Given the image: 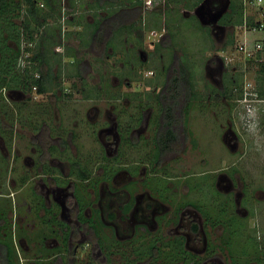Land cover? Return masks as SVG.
I'll list each match as a JSON object with an SVG mask.
<instances>
[{
	"label": "rangeland",
	"instance_id": "1",
	"mask_svg": "<svg viewBox=\"0 0 264 264\" xmlns=\"http://www.w3.org/2000/svg\"><path fill=\"white\" fill-rule=\"evenodd\" d=\"M116 2H121V0H116ZM61 5L62 15L59 16V23L53 21L52 17L48 16L47 19V22L55 27V32L50 34L49 40L46 39L47 53L51 57L49 63L52 74L46 80V91L36 93L34 87L30 90H23L20 87L18 79H21L22 70L19 60H21L22 68L23 66L28 67L30 72L35 77L37 76L34 62L26 59L32 57L31 53L36 51L37 46L34 42H23L19 47V60L18 58L17 60L9 59L10 62L7 63V66L10 64L7 67L9 73H3L0 79V83L7 80L8 85L2 91L10 102H8L9 105L12 107L13 102L15 104L22 103L23 99H35L37 106L43 108L37 112L44 115L43 118H46L47 121L51 120L55 113L61 117L73 116L71 114L77 109L84 110V112L89 110V114L92 116L94 115L93 106L99 107L103 116L110 113L111 108L126 111L132 109L133 111L132 102L137 99V94H134L130 99L134 101H127L124 99L125 97L122 99L120 95L135 91L136 88H139V91H144L143 89L149 82L150 76H153L151 74L153 72L161 74V78L157 82L163 84L165 69L170 68L174 62H181L188 68L194 67L191 72L194 93L196 95L201 93L204 97L202 99L197 96L198 99L192 101L188 112L184 115L188 121L187 130H185L188 133L180 136L181 146L179 145V149L174 151L175 156L162 158L165 159L162 160L163 163H167L171 169L167 166H156L155 170L153 169L157 174L154 180L163 186L170 182V192H175V196L178 194L176 197L179 201L195 202L214 214L213 207L216 200H221L222 209L226 207V211H229L228 204L225 203L226 200L222 199L223 193H219L214 187L215 177L221 171L231 176L240 189L244 190L242 206L247 214L240 218L242 221V230L240 231L242 242L237 244L238 242L236 241V243L234 240L236 247L232 252L217 249V257L222 258L226 264H264V99L259 98L256 93L259 88L257 76L260 75V63L255 60L244 65L245 60L235 49V39H240L239 29L224 26V30L216 31L215 29L210 30L209 27V30L205 31V37L202 32L198 31L202 29V26L195 19H192L195 21L194 25L193 22H188L190 20L181 18L180 25L177 21L171 28V24L166 22V18L164 19L165 27L161 15L156 20V23L160 22L158 27L154 28L156 30L164 28L166 32L160 41L155 38L151 42L148 28L144 30L138 26V24L141 25L138 22L140 20L139 9L119 8L118 19L113 21L111 20L113 16L100 20L101 17H104L99 14V11L101 6L108 5L106 0H64ZM159 7L164 8V5L161 4ZM179 7L181 8L182 5ZM156 8L157 6H154L152 10H156ZM152 10L146 12V24L149 21L148 16L153 13ZM187 11L185 12L186 17H190L192 14ZM142 14L145 13L142 12ZM73 15L75 17L82 16L79 20L80 25L67 23L66 19ZM54 16L58 17L56 14ZM120 17L121 22H125L126 25H121ZM141 18H143L142 15ZM11 19L16 22L19 20L13 16ZM96 20H99V28L101 27L104 32L100 46L94 45V42L98 40L96 31L90 40L88 32L79 36L68 35V31H81L85 24L94 23ZM130 25L139 27L142 36L137 35L141 34L137 32L138 28L137 30L131 28L129 33ZM59 26L60 29L57 28ZM117 26L120 28L115 30L113 27ZM11 29L12 35L10 36V27H1L0 41H5L8 47L17 50L18 43L15 41V34L18 27L15 26ZM180 31H182V36L179 37L177 34ZM170 33H174L172 37L169 36ZM34 34L35 39L39 40L41 32ZM57 40L59 43H56ZM108 40H112L114 46ZM25 47H28V51L24 50ZM131 55L130 60L128 57ZM9 56L8 54V58ZM72 61L77 65L81 64L80 74L75 73L77 65L73 67ZM60 66L62 68H59ZM1 69L3 68L1 67L0 71ZM168 73L170 74V71ZM236 78L241 80L242 96L240 99L236 98L238 92L236 85L239 84V82L236 83ZM127 82L132 86L126 87ZM86 88L92 89L94 94L99 93L102 88H104V92H100L99 96L95 97H93L94 94L86 96ZM223 88L228 91L231 88L234 93L232 92L228 96V91L222 92ZM113 92L118 95L117 98L111 96ZM58 97H61V100ZM85 99L87 102L82 103V100ZM55 108L57 109L54 111ZM149 111H143L144 118L149 115ZM43 118H38V120ZM19 119L21 120V115L19 116L17 113L12 128L8 126V128L0 129V238L10 240L16 245L15 257L19 264H32L36 258L50 254L47 250L39 249L42 241L37 236V219L36 221L31 220L34 219V216L30 215L27 207L22 204L23 200L31 199V193L26 192V188L19 192V178L13 176L15 175L13 173L9 172V176L7 174L10 162L13 161L12 150L15 149L20 155L17 161L12 162V169L22 166L21 172L25 168L21 155L28 154L33 145L31 141L37 140V135L32 140L30 139L32 134L22 127L21 121L18 128L17 121ZM68 121L69 129L72 128L71 126L76 127L72 132L74 133V139H72L74 145L71 144L73 148L76 146L82 150V153L83 151H95L99 148L100 144L96 135H87L80 120L70 118ZM83 121H86L85 118ZM0 122L2 121L0 120ZM76 122H79V125H74ZM127 124L129 125V123ZM143 124L138 128L143 132L142 135H146ZM37 126L43 127L42 123H38ZM232 130L236 132L237 140H230ZM68 131L69 135H66L65 138L67 137L70 142L72 133L70 135L71 131ZM84 131L85 133L82 135ZM224 139L225 142L226 139L231 142L234 148L228 147ZM165 143L169 144L168 141ZM39 147L41 148V145L38 142L37 148ZM157 149L158 144L153 146V152L144 153L146 151L138 150L137 152H141V154L135 155L134 161L142 163L146 158L155 161L158 157ZM31 184L27 188H31ZM182 184L187 185L182 187ZM173 188L178 189L173 191ZM229 197L232 198V196ZM179 201L177 200L176 203ZM217 231L220 235V230ZM215 237L217 236H212V238ZM50 241V238L45 240L47 244ZM244 242L247 244L246 246ZM114 248L105 250L106 258L104 259L92 256L90 252H87V249L83 248V251L76 254L73 264H134L136 259L143 260L148 254L146 246H139L136 251L125 249L121 250L122 252L119 249L116 251ZM160 257L159 262L155 261L150 264H196L193 255L188 252L183 254L182 251L176 253L169 247L163 248ZM64 264H68L66 260H64Z\"/></svg>",
	"mask_w": 264,
	"mask_h": 264
},
{
	"label": "flooded vegetation",
	"instance_id": "2",
	"mask_svg": "<svg viewBox=\"0 0 264 264\" xmlns=\"http://www.w3.org/2000/svg\"><path fill=\"white\" fill-rule=\"evenodd\" d=\"M198 5L186 8L183 6L181 11L184 16L186 10L195 15ZM224 6L225 12L221 17L232 11L233 1L209 0L205 7L207 15L204 16L210 18ZM196 18L199 19L197 16ZM209 27L211 29L212 26ZM113 28L118 30L120 26ZM153 37H150L151 42L157 38ZM162 38L163 35L157 40ZM151 74L153 76H150L143 89L147 90L145 93L139 91V88L135 90H138L137 93L120 92L123 93L120 98L125 97L127 101H134L130 99L137 94V99L132 102L131 107L134 112L132 109L126 111L111 108L110 113L103 116L100 108L93 106L92 116L89 110L84 112L77 109L70 117H61L55 113L51 120H38L37 124L42 123L43 127L37 126L36 130L27 131L32 134L31 140L36 135L37 140L31 141L33 145L28 154L21 155L25 167L21 172L22 166L12 169V162L20 158L15 149L12 150L13 161L10 162L7 174L9 176L10 172L19 178V192L26 188L25 191L31 193V199L23 200L22 204L27 207L28 213L34 216L31 220L37 219V236L42 241L39 249L47 250L50 254L36 258L32 264H39L41 261L64 264V260L73 264L76 254L83 251V248L92 256L104 259L105 250L114 246L116 251H136L139 246H146V258L140 261L136 259L134 264L159 262L160 253L163 248L168 247L176 253L182 251L183 254L188 252L193 255L196 264H226L222 258L217 257V249L232 252L236 247L234 240L237 244L242 242L240 218L247 214L242 206L245 193L231 176L222 171L218 172L214 184L215 189L223 193L222 199L226 200L229 211H226V207L222 209L221 200H216L214 214H211L209 209L202 208L200 204L179 201L176 197L178 194L175 196V192H170V182L163 186L154 180L157 177L155 167L170 168L167 163H163L165 159L162 158H172L174 153L168 151L169 153L164 154L158 148L157 161H151L149 158L144 159L143 162L146 163L134 161V156L141 154L137 152L140 149L146 151L144 153L153 152V146L158 144L156 139L160 136L171 131L169 135L175 133L183 136L188 133L185 131L188 121L184 116L179 114V122L168 123L164 116L152 115L154 108L142 109L138 105L139 94L150 93L154 97V93L164 85L157 82L161 74ZM164 76L166 79V73ZM125 86L132 85L127 82ZM95 96H99L98 93L93 95ZM85 102L87 99L82 100V103ZM144 110H150L149 115L145 117L147 119L143 116ZM70 118L80 120L87 135H96L100 144L97 150L82 153L76 146L72 147V132L76 127L71 126L69 129L67 123ZM84 118L86 121H83ZM142 124L146 135H142L143 132L138 128L139 125L142 127ZM74 125H79V122ZM68 130L71 131L70 135L72 133L70 142L65 138L69 135ZM230 133V140H237L236 132L232 130ZM38 142L41 148H37ZM225 143L234 148L227 139ZM29 184L31 188H27ZM177 189L173 188V191ZM217 230H220V235ZM48 238L51 239L49 244L45 242ZM244 245L247 244L244 242Z\"/></svg>",
	"mask_w": 264,
	"mask_h": 264
},
{
	"label": "trees",
	"instance_id": "3",
	"mask_svg": "<svg viewBox=\"0 0 264 264\" xmlns=\"http://www.w3.org/2000/svg\"><path fill=\"white\" fill-rule=\"evenodd\" d=\"M108 4H115V9L121 8V9H139L140 14L139 18L140 20L138 22L141 23L138 24L139 27L142 29H155L154 27H158L156 25H151L150 21L146 24L145 22V16L146 12H149L153 9L154 6H157L156 10H152L153 13H156L158 11L159 14L161 13L163 16V13L173 12L176 10V13L178 12L180 16V21H182L181 18H186L187 20H190L188 22H193L195 25V21L192 19H195L196 22L199 24V20H197L195 15H192L190 17L184 16V14L181 12V8L179 7V0H166L164 2H159V4H155L152 8L147 10L145 14H142L143 12V3L142 0H121V2H116V0H106ZM185 6L189 7V0H185ZM202 0H198V3H200ZM233 1V8L232 11L224 14L220 20L219 23L224 26L229 27H235L236 25L240 26L243 23L244 19V5L242 0H232ZM63 3V0H0V29L1 27H10V36L12 35V29L13 27H18L17 33L15 34V41L18 43V49L14 50L8 45L5 44V41H0V66L3 68L0 71V79L3 75V73H9V70L7 71V67L10 65L9 59L12 60H19L20 54H19V47L23 42H34L36 47V51L32 52V57H27V60H30L33 63L35 69L37 70V76L35 77L28 67L21 65V60H19V65L21 66V79H18V82L20 84V87L23 90H30L31 88L36 91V93H43L46 91V80L48 77H51V65L49 59H51L50 55H48L47 51V45H46V39H50V34L55 32V27L51 25V23L47 22L48 16L53 18V21H56V23H59V16L62 15V9L60 5ZM196 3V4H198ZM163 4L164 8L159 7V5ZM62 6V5H61ZM70 6V5H69ZM68 6V7H69ZM184 6V7H185ZM118 7V8H117ZM183 7V6H182ZM185 7V8H186ZM96 13V12H95ZM58 15V17H55L54 15ZM141 15L143 18H141ZM18 18L19 20L13 21L11 17ZM80 17H73L67 18V23L71 25L78 24L80 25ZM253 15H249L247 17L248 23L250 25L255 23ZM162 21V20H161ZM176 20H169L167 19V23H169L170 27H173V23ZM180 21H178V25H180ZM156 23V21H154ZM164 23V20H163ZM187 24V23H186ZM201 24V25H200ZM199 25L202 26L201 30H198L199 32H202V35L206 37L205 31L209 30L208 26L202 25L200 23ZM89 25V26H88ZM85 24V27L79 31H68L69 34H74L79 36L82 35L85 32H88L89 40L91 37H93L95 31L97 33L98 40L94 42V45L98 44L100 46V40H102L103 37V30L98 24V20L94 21V23ZM165 27L166 24L164 23ZM168 25V24H167ZM193 25V26H194ZM135 27L134 25H130L128 27L130 29L129 33L132 30H137L138 33L140 32V28ZM60 29L61 27H57ZM168 28V26H167ZM34 31V32H33ZM41 32L40 39H35V34ZM174 33H170L169 36L172 37ZM182 31H180L177 36H182ZM58 35V34H57ZM142 36L141 34H137ZM195 35V34H194ZM199 35V34H198ZM196 35V36H198ZM82 37V36H81ZM177 38V37H176ZM112 43V40H108ZM175 41V40H171ZM89 42V41H88ZM56 43H59L57 40ZM113 44V43H112ZM114 46V44H113ZM25 51H28V47L24 48ZM21 51V49H20ZM8 54L10 55L8 58ZM131 54V53H130ZM58 58V56H57ZM132 55L128 57V59L131 60ZM73 67H75L77 64L72 61L71 64ZM259 74L257 76V80L259 82V88L257 89V95L259 98L264 99V66L262 64L259 65ZM0 67V68H1ZM59 68H62L61 66ZM72 68V67H71ZM194 68V67H193ZM193 68H188L186 65L182 64L181 62H174L171 64L170 68H166V79L164 81V85L158 92L154 93V97L152 94H139V106L143 109L144 107H152L154 108L152 115L153 116H164V118L168 121V123H175L179 122L178 115L184 116L185 113L188 112L189 106L191 105L192 101L195 99H198V97L202 98L204 95L201 93H194V82L192 80L191 72L193 71ZM34 69V71H35ZM77 71L75 73L80 74L81 71V64L77 65ZM80 70V71H79ZM170 71V74L168 73ZM194 72L196 73L195 69ZM239 82L238 85V92L236 93V98H241V86L240 82L241 80L239 78H236V83ZM159 84V83H158ZM7 80L6 82L0 83V129H5L9 127H13V123L15 124V117L17 116V113L19 116L21 115V120L17 121V125L19 128V122H22V127H25L27 130H36L37 129V120L38 118H43L44 115H42L39 111L43 108H40L37 106V101L35 99H23L21 100L22 103L17 102V104L14 103L12 107L9 105V101L7 100L5 94L3 93V89L7 87ZM104 88L100 89L99 92H102ZM223 93H226L228 90L226 88H223ZM196 91V90H195ZM198 92V91H196ZM232 89L228 91V96L231 95ZM68 93V92H66ZM98 93V92H97ZM234 93V92H233ZM94 92L90 88H86V96H92ZM67 95V94H66ZM99 95V93H98ZM111 96L114 98H117L118 95L115 93H112ZM198 96V97H197ZM89 98V97H87ZM58 99L61 100V97H58ZM7 102V103H6ZM9 102V103H8ZM48 108V105L46 106V109ZM37 110H39L37 112ZM187 116V114H186ZM185 118V117H184ZM8 124V125H7ZM10 124V125H9ZM172 132V131H171ZM170 132V133H171ZM169 133V134H170ZM163 135L156 139V142L158 143V148L160 149V152L162 151L164 154L169 153L168 151H171L174 153V151L179 147L181 144L180 136L177 134H171V135ZM173 135V136H172ZM172 136V137H171ZM169 137V138H167ZM168 141L169 144H166L165 142ZM169 149V150H168ZM159 155V153H158ZM159 157V156H158ZM158 157L155 161L158 160ZM0 264H19L16 257H15V247L13 242L10 240H2L0 238ZM39 264H53L51 261H41ZM141 264V263H140ZM145 264V263H142Z\"/></svg>",
	"mask_w": 264,
	"mask_h": 264
},
{
	"label": "built area",
	"instance_id": "4",
	"mask_svg": "<svg viewBox=\"0 0 264 264\" xmlns=\"http://www.w3.org/2000/svg\"><path fill=\"white\" fill-rule=\"evenodd\" d=\"M64 1V0H63ZM166 0H142L143 13L152 8L159 2ZM244 5V19L240 26L239 36L240 39L235 40V49L247 62L257 61L264 66V0H242ZM253 15L255 23L250 25L247 17ZM258 34V36H256ZM163 35V30L158 31L155 29L148 30V36L159 38ZM246 98V97H245ZM247 99V98H246Z\"/></svg>",
	"mask_w": 264,
	"mask_h": 264
},
{
	"label": "crops",
	"instance_id": "5",
	"mask_svg": "<svg viewBox=\"0 0 264 264\" xmlns=\"http://www.w3.org/2000/svg\"><path fill=\"white\" fill-rule=\"evenodd\" d=\"M98 1H101V0H98ZM179 1H180L179 5L185 6V2H186L185 0H179ZM188 2H189V5H188L189 7H193V6L198 5V4H196V3H198V0H189ZM113 7H115V4H110V3L108 5L101 6V10L99 11V14L103 15L104 18L101 17L100 20H104L105 18L112 17V16L113 17H112L111 20L114 21L115 19H118V16H119L118 15L119 14L118 10H120V9L118 7H117L118 9H115ZM96 10H97V8H96ZM162 13H163V16H162L163 20L166 18V21H167V19H169L171 21L172 20H176L175 22L180 21V19H179L180 16H179L178 12L176 13V10H174L173 12L165 13V14H164V12H162ZM161 15H162L161 13L160 14L159 13H157V14L150 13V16L147 15L148 16V20L150 21V24L158 26V23H160V22L155 23L154 21H156L157 17H160ZM119 19H120L119 22L121 23V25H123V26L126 25L125 22L124 23L121 22V20H122L121 17ZM197 20H199V19H197ZM199 24H200V22H199ZM202 25H204V24H202ZM204 26H206V25H204ZM235 27L238 28V25H236ZM238 34H239V32H238ZM129 52H130V50H129Z\"/></svg>",
	"mask_w": 264,
	"mask_h": 264
},
{
	"label": "water",
	"instance_id": "6",
	"mask_svg": "<svg viewBox=\"0 0 264 264\" xmlns=\"http://www.w3.org/2000/svg\"><path fill=\"white\" fill-rule=\"evenodd\" d=\"M209 0H203L201 4L198 5L195 15L199 18L200 22L204 25H211L213 26L215 30L221 29L223 30V26H220L217 24L218 19L221 17V15L225 12V6L216 11V13L212 14L210 18L205 17V7L208 4Z\"/></svg>",
	"mask_w": 264,
	"mask_h": 264
},
{
	"label": "clouds",
	"instance_id": "7",
	"mask_svg": "<svg viewBox=\"0 0 264 264\" xmlns=\"http://www.w3.org/2000/svg\"><path fill=\"white\" fill-rule=\"evenodd\" d=\"M217 24H218V23H217ZM206 26H209V25H206ZM210 26H211V25H210ZM220 26H223V25L220 24ZM240 26H241V25H240ZM240 26H238V29L240 28ZM211 29H213V27H211ZM223 29H224V27H223ZM155 30H156V29H155ZM162 30H163V36H164V34H165V32H166L165 29H164V28H163V29H160V30L158 29V31H162ZM239 32H240V30H239ZM237 36H238V35H237ZM153 40H154V39H153ZM159 41H160V39H159ZM242 71L244 72V70H242ZM249 94H250V93H249ZM245 97L247 98V96H245Z\"/></svg>",
	"mask_w": 264,
	"mask_h": 264
}]
</instances>
